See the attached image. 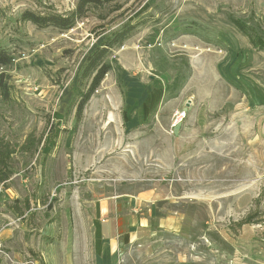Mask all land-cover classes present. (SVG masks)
<instances>
[{
    "label": "rangeland",
    "instance_id": "374dc122",
    "mask_svg": "<svg viewBox=\"0 0 264 264\" xmlns=\"http://www.w3.org/2000/svg\"><path fill=\"white\" fill-rule=\"evenodd\" d=\"M78 1L0 0L13 57L0 68V149L13 152L0 264H98L96 203L143 190L178 230L143 235L116 264H264V0H111L68 32L20 20ZM128 24L76 122L87 56Z\"/></svg>",
    "mask_w": 264,
    "mask_h": 264
},
{
    "label": "crops",
    "instance_id": "0c3cea01",
    "mask_svg": "<svg viewBox=\"0 0 264 264\" xmlns=\"http://www.w3.org/2000/svg\"><path fill=\"white\" fill-rule=\"evenodd\" d=\"M158 202L153 190L126 192L99 200L94 208L95 232L89 237L95 261L116 264L128 245L143 235L151 236L156 230L163 232V228L167 229L165 232L177 231V213H164Z\"/></svg>",
    "mask_w": 264,
    "mask_h": 264
},
{
    "label": "trees",
    "instance_id": "16d2710c",
    "mask_svg": "<svg viewBox=\"0 0 264 264\" xmlns=\"http://www.w3.org/2000/svg\"><path fill=\"white\" fill-rule=\"evenodd\" d=\"M111 0H79L75 5V8L68 14L48 13V14H36L32 11H26L22 13L20 20L24 23H31L39 29L42 28H54L60 32H68L72 28L76 27L77 23L84 18L87 11L91 7L100 8L106 2ZM137 28V25L128 24L124 26L116 33H113L110 37L101 42V45L96 47L87 56L86 62L83 66V70L80 74L79 85L80 92H77L79 101L75 103V121L79 122L83 115V110L87 105L90 97L100 87L104 77L111 72L112 68L108 62V57L112 54V51L117 47L123 45L125 41L129 39L131 34ZM248 35V34H246ZM13 63V57L11 54L3 48H0V68H8ZM5 72L0 73V93L2 98L6 99L9 96L10 87L5 82ZM83 90V91H82ZM32 138H29L22 149H27ZM30 151V150H29ZM10 152L8 149H0V183H3L9 179L6 165L9 160ZM250 217V216H249ZM249 217L241 221L240 224L244 225L248 223ZM247 220V221H246Z\"/></svg>",
    "mask_w": 264,
    "mask_h": 264
},
{
    "label": "built area",
    "instance_id": "2783aa9c",
    "mask_svg": "<svg viewBox=\"0 0 264 264\" xmlns=\"http://www.w3.org/2000/svg\"><path fill=\"white\" fill-rule=\"evenodd\" d=\"M187 112L185 110H177L173 113L170 121L171 129H176L186 119Z\"/></svg>",
    "mask_w": 264,
    "mask_h": 264
}]
</instances>
